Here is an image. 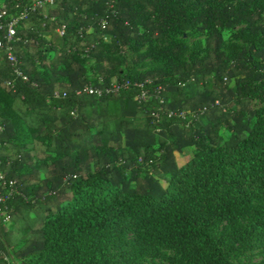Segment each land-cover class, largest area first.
Segmentation results:
<instances>
[{
  "label": "trees",
  "instance_id": "16d2710c",
  "mask_svg": "<svg viewBox=\"0 0 264 264\" xmlns=\"http://www.w3.org/2000/svg\"><path fill=\"white\" fill-rule=\"evenodd\" d=\"M0 3L26 14L27 77L0 30V264H244L264 244V0ZM242 25L258 39L225 53ZM195 32L205 55L182 59ZM165 37V66L136 71Z\"/></svg>",
  "mask_w": 264,
  "mask_h": 264
},
{
  "label": "rangeland",
  "instance_id": "374dc122",
  "mask_svg": "<svg viewBox=\"0 0 264 264\" xmlns=\"http://www.w3.org/2000/svg\"><path fill=\"white\" fill-rule=\"evenodd\" d=\"M230 1H237V0H230ZM245 25L240 26L237 30H225L223 31L224 35V45L222 50L225 53H229L232 51H238L241 50L244 47H248L251 44L255 43V41L258 39L257 37H248L246 39H236L234 38V34L238 32V30ZM207 35L203 33H188L185 37V54L182 57V59L188 60L194 49H197L200 52V55L203 57L205 55V49L201 45V41L206 39ZM169 45V40L165 37L162 40L156 41L152 46L146 45L141 48L140 52H146L151 51L153 56L149 57L147 60H145L142 64L134 67L136 71H146L153 67L157 66H165V61L163 57H160V50L163 47H167ZM85 62L88 66L94 65L93 59H87L85 57ZM233 86V85H232ZM223 139H226L227 134L222 132ZM234 261L241 262L244 264H264V244L258 243L254 245L252 250H248L245 254L240 255L238 258H236ZM157 262H163L160 259L157 260Z\"/></svg>",
  "mask_w": 264,
  "mask_h": 264
},
{
  "label": "built area",
  "instance_id": "2783aa9c",
  "mask_svg": "<svg viewBox=\"0 0 264 264\" xmlns=\"http://www.w3.org/2000/svg\"><path fill=\"white\" fill-rule=\"evenodd\" d=\"M54 0H31V4H32V9L36 10L38 8H42L44 5L48 4V3H53ZM5 4H1L0 3V30H6V40H7V50H8V59L9 61L12 62V65L14 67V72L18 77H23L25 80H27V77L23 74V72L16 67L17 65V58L13 53V42L18 41L20 38L18 36L17 33V27L20 23V21L26 17L25 13H22L20 16L18 17H12V18H8L7 17V12H6V8H5ZM106 22H103V25L106 26ZM60 34H63L64 32V27L61 28L59 30ZM0 46H3L2 43H0ZM122 87L121 84H113L112 87L106 89L107 92L113 91V90H118ZM85 91L89 92L90 94H94L97 93L98 95H102L103 94V90L96 88V87H92V86H87L85 88ZM143 96H145V94H143ZM3 175L2 173H0V186L1 183L3 182ZM14 195L13 190H9V192L7 194H3V192L0 189V223H4L7 224L11 221V215L8 213L6 207L7 201L10 200ZM4 262H6L7 264H9V259L8 257L4 258Z\"/></svg>",
  "mask_w": 264,
  "mask_h": 264
}]
</instances>
